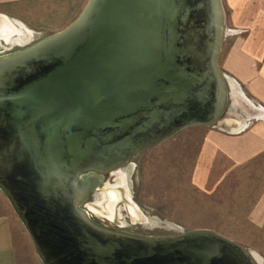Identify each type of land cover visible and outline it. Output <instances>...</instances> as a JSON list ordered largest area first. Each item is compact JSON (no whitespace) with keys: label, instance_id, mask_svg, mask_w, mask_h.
Listing matches in <instances>:
<instances>
[{"label":"water","instance_id":"1","mask_svg":"<svg viewBox=\"0 0 264 264\" xmlns=\"http://www.w3.org/2000/svg\"><path fill=\"white\" fill-rule=\"evenodd\" d=\"M225 32L221 0H87L60 31L0 54V190L42 264H260L209 228L130 233L85 203L104 172L220 120Z\"/></svg>","mask_w":264,"mask_h":264},{"label":"rangeland","instance_id":"2","mask_svg":"<svg viewBox=\"0 0 264 264\" xmlns=\"http://www.w3.org/2000/svg\"><path fill=\"white\" fill-rule=\"evenodd\" d=\"M73 2L25 1L10 4L7 7L10 13H0L23 24L24 36L29 37L23 45H28L67 26L84 6ZM23 45L10 46L0 40V54ZM230 103L228 100L224 114L214 127L234 131L243 123L246 112L243 114L242 110H246L238 106L240 110L230 113ZM224 118H232L233 124L223 125ZM234 120L241 122L235 124ZM208 127L212 128L187 126L160 144L138 152L114 171L104 173L102 182L85 200L87 206L93 207L90 216L108 227L151 236L209 228L264 260V230L248 221L252 205L264 187V166L239 168L236 173L227 172L224 179L216 167L211 173L201 152L202 138ZM219 169L226 170L223 165ZM111 191L116 197L113 211L108 208V192ZM24 235L28 237L27 233ZM19 248L23 264H42L31 241L26 250L23 244Z\"/></svg>","mask_w":264,"mask_h":264},{"label":"crops","instance_id":"3","mask_svg":"<svg viewBox=\"0 0 264 264\" xmlns=\"http://www.w3.org/2000/svg\"><path fill=\"white\" fill-rule=\"evenodd\" d=\"M25 1L32 0H0V12L10 13L7 9L10 4ZM86 1L74 0L73 4L85 5ZM221 1L226 32L218 64L228 85V100L231 102L228 110L233 114L241 106L246 110L241 109L243 114L246 112L243 123L234 120L235 124L239 123L236 130L212 126L205 130L202 138L201 152L205 164L212 169L211 173L216 167L224 179L227 172L236 173L239 168L264 166V0ZM14 22L24 31L22 23ZM3 27L0 21V30ZM18 36L22 35H13L7 44L27 43L28 35ZM231 119L224 118L223 125L230 127L233 124ZM222 165L226 170L219 169ZM248 221L264 230V187L252 205ZM24 233H27V238ZM30 241L24 225L0 190V264H23L19 246L23 244L26 250Z\"/></svg>","mask_w":264,"mask_h":264},{"label":"bare ground","instance_id":"4","mask_svg":"<svg viewBox=\"0 0 264 264\" xmlns=\"http://www.w3.org/2000/svg\"><path fill=\"white\" fill-rule=\"evenodd\" d=\"M0 21L4 24L3 29L0 30V40L1 41L8 43L10 37L12 38V36L15 34L24 36V31H21L20 26L13 20L9 19L7 16L0 14ZM22 36H18V37L21 38ZM108 193H110V195L113 194L115 198L113 191L108 192ZM113 204L114 202H112V205ZM256 258L258 259L260 264H263L262 258H258L257 256Z\"/></svg>","mask_w":264,"mask_h":264},{"label":"flooded vegetation","instance_id":"5","mask_svg":"<svg viewBox=\"0 0 264 264\" xmlns=\"http://www.w3.org/2000/svg\"><path fill=\"white\" fill-rule=\"evenodd\" d=\"M104 173H109V172H104ZM104 173H103V175H104ZM120 174H121V172H120ZM109 195H110V193H108ZM116 198V197H115ZM115 198H114V196H113V194H111L110 195V197H109V204H108V208L110 209V210H112V202H115ZM127 200L128 201H130L128 198H127ZM129 203H131V202H129ZM131 211H132V213L134 214V216H136V213H135V210L132 208V207H130L129 208ZM88 210V213L90 214V210L89 209H87ZM93 218H94V216H92ZM137 217V216H136ZM107 218V217H106ZM108 219V218H107ZM94 220L97 222V223H99V224H102V225H105V224H103L100 220H97V219H95L94 218ZM109 221V220H108Z\"/></svg>","mask_w":264,"mask_h":264}]
</instances>
